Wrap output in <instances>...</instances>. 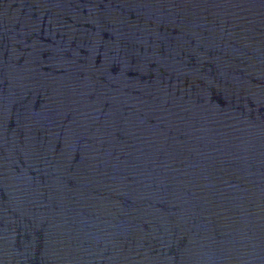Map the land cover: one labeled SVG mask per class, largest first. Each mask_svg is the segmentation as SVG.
I'll list each match as a JSON object with an SVG mask.
<instances>
[{
	"label": "water",
	"instance_id": "obj_1",
	"mask_svg": "<svg viewBox=\"0 0 264 264\" xmlns=\"http://www.w3.org/2000/svg\"><path fill=\"white\" fill-rule=\"evenodd\" d=\"M0 264H264V0H0Z\"/></svg>",
	"mask_w": 264,
	"mask_h": 264
}]
</instances>
